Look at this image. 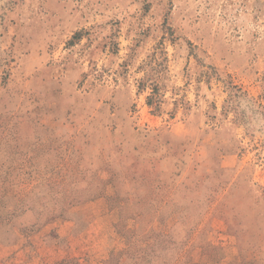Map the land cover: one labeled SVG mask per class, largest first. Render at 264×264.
Instances as JSON below:
<instances>
[{
	"label": "rangeland",
	"instance_id": "rangeland-1",
	"mask_svg": "<svg viewBox=\"0 0 264 264\" xmlns=\"http://www.w3.org/2000/svg\"><path fill=\"white\" fill-rule=\"evenodd\" d=\"M15 218L55 264H264V0H0Z\"/></svg>",
	"mask_w": 264,
	"mask_h": 264
},
{
	"label": "crops",
	"instance_id": "crops-1",
	"mask_svg": "<svg viewBox=\"0 0 264 264\" xmlns=\"http://www.w3.org/2000/svg\"><path fill=\"white\" fill-rule=\"evenodd\" d=\"M188 134H184V138L187 139ZM220 147V148H219ZM201 149H205L208 154H212V157H214L216 161L215 167L219 168L223 172L230 171L232 169V165H234L236 161V148L233 144H225L223 146H219L218 144H208L203 145L200 147ZM198 198V197H197ZM166 199V206H169L171 195H168L165 197ZM149 207H152L151 205H148ZM159 211L150 210V211H144V212H138V214L141 215H155L158 214ZM28 214H24L23 217H25ZM19 219V218H18ZM13 219L12 221H0V264H55V261L53 262L52 257V243H49L46 241L44 243V247L42 245H38L37 242L33 241L31 238H29L26 235H23L20 233L18 228L22 226H26L27 224H21L20 220ZM19 221V222H18ZM66 222H72L73 226L76 224H79L80 219L74 218V216L70 219H65ZM149 222V220H148ZM87 224V223H85ZM153 227H148L147 230H152ZM160 229V228H154ZM95 231V230H94ZM88 232V231H87ZM56 235H60V237H65L66 234H58L56 232ZM98 238V234L90 233L88 235V243L90 248L92 245L96 244ZM93 244H92V243ZM209 244V245H208ZM206 245L208 246H216L213 242L206 241ZM42 248V249H41ZM96 252V251H95ZM93 253V252H92ZM93 254L90 253L89 260L83 258L80 259V262L77 264H90V261H92ZM231 257L233 260L230 263L227 264H240L241 261H239L240 256H226ZM128 254H125L122 252V250L115 249L113 253L110 252L105 257V264H131ZM134 264V263H132ZM152 264H160L158 260L153 259ZM172 264H176V262H172Z\"/></svg>",
	"mask_w": 264,
	"mask_h": 264
},
{
	"label": "trees",
	"instance_id": "trees-1",
	"mask_svg": "<svg viewBox=\"0 0 264 264\" xmlns=\"http://www.w3.org/2000/svg\"><path fill=\"white\" fill-rule=\"evenodd\" d=\"M2 222V221H1ZM133 263L136 264V262L133 260Z\"/></svg>",
	"mask_w": 264,
	"mask_h": 264
}]
</instances>
